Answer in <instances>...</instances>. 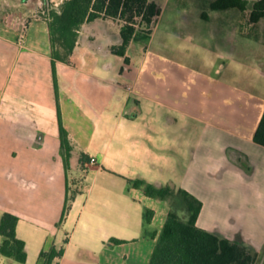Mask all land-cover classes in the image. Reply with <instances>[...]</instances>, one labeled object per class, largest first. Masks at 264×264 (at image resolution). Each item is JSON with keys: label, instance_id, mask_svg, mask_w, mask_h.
<instances>
[{"label": "crops", "instance_id": "crops-1", "mask_svg": "<svg viewBox=\"0 0 264 264\" xmlns=\"http://www.w3.org/2000/svg\"><path fill=\"white\" fill-rule=\"evenodd\" d=\"M216 1L173 17L156 44L158 28L136 32L124 57L112 50L121 26L87 23L58 60L47 14L32 17L33 0H0L1 10L30 13L17 31L0 12V219L19 218L26 264H45L53 248L63 256L52 264H149L156 239L146 232L161 233L171 201L126 179L184 189L203 204L199 228L264 248V147L254 142L264 18L252 20L260 0L244 11H214ZM61 128L73 146L68 171ZM71 172L83 188L60 224ZM0 264L20 263L0 254Z\"/></svg>", "mask_w": 264, "mask_h": 264}, {"label": "trees", "instance_id": "trees-1", "mask_svg": "<svg viewBox=\"0 0 264 264\" xmlns=\"http://www.w3.org/2000/svg\"><path fill=\"white\" fill-rule=\"evenodd\" d=\"M57 7L47 14L50 35L54 46L55 59L67 60L76 47L82 27L98 19H120L125 24L121 27L122 44L113 47L114 54L124 57L138 26H151L154 18L161 15V9L156 2L150 0H59ZM249 3L246 0H217L211 5L214 11L238 9L244 11ZM264 18V0L256 2L252 7V20L257 22ZM138 20H140L138 22ZM62 157L65 170L70 169V159L73 146L68 133L61 128ZM254 142L264 147V114L254 136ZM80 165L89 162L85 154L80 156ZM128 184L150 198L170 200L171 210L168 219L157 236L147 233L156 239V245L149 264H254L256 255L250 247L232 242L217 234L210 233L198 227L197 221L203 204L184 189H174L172 186L157 187L145 180L126 179ZM69 193V190H68ZM78 191L67 194L65 207L60 224L66 218L71 203ZM154 213L144 212V222L149 225ZM19 218L10 213H4L0 219V254L13 259L20 264H26L28 254L26 244L17 237L16 229ZM67 243V240H66ZM124 243L112 239L108 245ZM63 256V249H52L49 254L41 253L45 264H52L55 258ZM264 264V259H263Z\"/></svg>", "mask_w": 264, "mask_h": 264}, {"label": "rangeland", "instance_id": "rangeland-1", "mask_svg": "<svg viewBox=\"0 0 264 264\" xmlns=\"http://www.w3.org/2000/svg\"><path fill=\"white\" fill-rule=\"evenodd\" d=\"M156 2V0H150ZM35 3V7L32 10V17L38 16V15H44L48 14L49 11L57 7V4H59V0H33ZM199 2H204V0H158V6L161 9V17H156L153 20V23L151 26L147 27H141L138 26V31L137 33H143L145 35H151L156 28V41L155 44L158 42V40H161L163 38V32L164 29L169 25L170 20L173 17H180L185 14L186 11H193L196 9V3ZM187 8V9H185ZM191 8V9H188ZM193 8V9H192ZM0 12L3 14L2 20L4 23L10 26H16L17 31H19V28L22 27L24 23L28 19H30V13L28 9H20L14 8V9H0ZM140 20H138L139 22ZM118 26H123L125 24L124 20L118 19V21L115 22ZM83 182H84V177L80 174H74L70 173V194H72L74 191H80L83 188ZM237 243H240L241 245H246L247 243L244 242L241 238H238ZM253 254L256 255V261L254 264H263V259H264V248H258L254 249L251 248Z\"/></svg>", "mask_w": 264, "mask_h": 264}, {"label": "built area", "instance_id": "built-area-1", "mask_svg": "<svg viewBox=\"0 0 264 264\" xmlns=\"http://www.w3.org/2000/svg\"><path fill=\"white\" fill-rule=\"evenodd\" d=\"M92 162H94V160H92Z\"/></svg>", "mask_w": 264, "mask_h": 264}]
</instances>
